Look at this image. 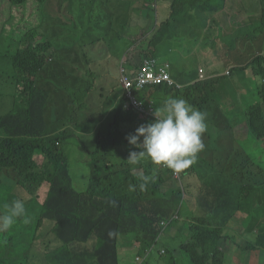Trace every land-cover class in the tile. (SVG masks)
Segmentation results:
<instances>
[{
  "label": "trees",
  "instance_id": "trees-1",
  "mask_svg": "<svg viewBox=\"0 0 264 264\" xmlns=\"http://www.w3.org/2000/svg\"><path fill=\"white\" fill-rule=\"evenodd\" d=\"M9 1L23 3L26 0ZM151 1L146 0L143 9L139 10L132 4V0H128V8L124 11L120 10L126 6L124 0L107 2L110 14H106L108 18L106 37L115 38L117 42L124 44L125 48H130L136 42H140V39L135 38L140 25L133 23V13L143 12L144 7L150 6ZM227 1L169 0L168 3L172 10L165 24L171 27L179 13L193 4L202 3L209 6L211 13H216L224 9ZM257 1L261 8V20L264 26V0ZM146 17L147 11L144 13V18L146 19ZM28 22L29 25L19 28L24 44H22L23 42L18 43L17 48L13 51L0 50V59L6 57L10 61L16 72L13 78L18 79L19 84L23 85L22 96L25 100L24 105H16L12 111L0 116V171L4 168L17 171L24 180L22 188L27 192H32V188L41 182H45L48 189L42 203L37 201V196L30 199L22 196L20 198V195L13 197V199H22L26 202V211L30 222L24 224L22 219H17L14 225V234L5 240L13 241L14 238L25 237L28 232H31L34 237L36 227L44 222L43 219H48L54 222L52 231L55 232L60 244L55 250L52 249L44 254L45 264H119L118 241L120 235H130L128 241L131 244H138L139 253H144L155 244L158 245L165 238L166 243L157 246L164 248L165 252L158 253L156 264H224L225 246L231 242L232 233L238 234V228L243 226V219L250 217V215L247 217L238 215L244 209V200L252 199V193L256 186L262 187L261 166L253 162L244 147H238L232 156V147L229 144L228 147L231 151L229 157L232 156L229 164L235 165V171L230 174L228 170H218L226 160H219L218 154L215 153L218 143L217 131L220 125L211 126L210 132L208 127L207 135L203 138L205 150L199 156L198 162L204 152L208 150L213 156L214 164L207 165L199 173L201 178L206 181L205 189L207 191V194L203 196L204 200L199 203L203 210V213L199 214L191 207L193 204L189 197H185L183 185L177 184L176 180L170 188L160 190L165 179L159 171L154 170L150 159H145L136 166L129 165L118 169L115 163L108 160L107 155H90V151L85 145L91 137L80 136V142L86 148L82 161L90 169V179L86 191H77L72 185L70 158L62 146L63 140L74 137L75 134L68 135L66 130L62 132L61 136L53 134L59 126L56 125L49 129L47 110L50 91L60 95L57 104L50 96V105L57 108L68 97L74 98V102L77 99L82 105L92 99L96 94L92 88L94 73L92 68L89 72L87 69L93 62L75 48H72L71 51L68 50L69 53L66 56L56 60L53 52L50 51L52 48L50 41H39V38L49 37L51 32L55 31L47 32L40 26L32 27L33 23H37L36 19L30 18ZM150 23L155 24L153 19H149L146 26H149ZM239 31L240 28L237 32ZM157 32L156 26L155 31L148 37L149 47L153 48L151 57H157L155 53ZM250 37L254 38L255 36ZM133 58L136 66L142 62L139 61L138 54ZM251 64H256L253 70L248 68ZM247 69L251 71L253 81L258 75L264 77V55H257L245 65H235L221 77L229 78L231 72L234 74L239 70ZM39 73L51 74L49 90L36 86L32 80ZM207 78L204 70L200 69L198 81L186 88V94L181 90H176V92L182 93L189 103L207 113L206 123L208 126V112L204 106L211 105L209 98L211 81ZM162 86L154 87L160 89ZM148 87L152 88V85ZM145 88L132 89V94H138L144 108L142 111L136 110L131 126L125 120L122 121L123 130L118 134L122 136V139L127 137L128 130L131 131L130 134H134L140 125L148 124L150 115L147 109H154L158 106L156 100L150 101L141 94ZM173 88L171 87V90ZM258 89L260 99L257 103L247 107L246 122L250 133L248 135L261 139L264 138V85H258L255 90ZM118 90L122 93L118 102H115L114 94L109 93L113 95L109 110H119L125 113L130 110L125 108L128 94L122 86L116 92ZM106 105L107 103L104 101V107ZM96 119L97 115L92 114L90 120ZM212 139L214 140L212 141ZM127 145L130 146L129 153L141 150L129 143ZM116 152L122 154L119 150ZM35 153L43 154L45 157L41 167H38L32 159ZM246 164L249 165V169L244 172L242 166ZM196 166L194 165L190 170H195ZM136 167H143V174L133 173L132 171ZM153 171L156 175L155 183H151L147 191H140L139 183L141 181L138 177L151 175ZM182 174L181 172L180 175ZM6 177L12 178L7 174ZM129 184L136 185V190L130 191ZM212 184L222 187L221 193L224 199L220 203L212 197L209 199L208 194ZM242 188L246 195L242 192ZM33 194L36 195V192ZM32 200L36 206L35 211L30 208ZM163 220L167 225L159 236L162 229L160 223ZM22 224L23 227L17 228L16 225ZM254 230L258 231L255 227L252 232H255ZM110 231H114L117 235L109 237ZM46 233L47 227H44L43 235ZM157 237H159L158 241ZM254 239L256 240L255 244L235 241V255L239 264H251V253L255 255L259 253L262 257V264H264L260 251L264 248V239L260 234Z\"/></svg>",
  "mask_w": 264,
  "mask_h": 264
},
{
  "label": "rangeland",
  "instance_id": "rangeland-1",
  "mask_svg": "<svg viewBox=\"0 0 264 264\" xmlns=\"http://www.w3.org/2000/svg\"><path fill=\"white\" fill-rule=\"evenodd\" d=\"M105 1L109 2L112 0H26L23 3L0 0V50L13 51L17 48L18 43L23 42L22 32L19 28L29 25L28 20L31 18L32 20H37V23L32 24V27L40 26L47 32L55 31L54 33L51 32L49 37L39 38V41H50L52 46L50 51L53 52L56 60L66 56L69 53L68 50L71 51L72 48L88 56L93 63L89 65L90 68L87 69V72L92 68L94 73L92 88L100 97L97 98L94 94L91 99L92 104L89 108V110L97 115L96 122L95 120L86 121L87 111L84 108H79L77 102H74V100L71 108L69 106L67 111H63L61 106L58 108L51 106L50 96L54 98L57 104L60 95L54 91H50L47 110L49 129L56 125L62 126L67 120H69V130L77 128L78 123L87 132H91L95 128V133L87 140L85 145L87 150L90 151V155L105 154L109 161L115 163L117 167H120L122 163H128L126 160L128 159L129 147L127 145L128 140L126 138L122 139V136L118 134L123 130L122 121L125 120L130 126L133 124L136 110L135 108H131L125 113L119 110H109L113 95L109 94L108 90L118 87L119 66L124 56L125 46L117 42L113 37H106V26L108 23L106 16L107 10L101 4ZM168 2L169 0H152L148 8L144 7L143 12L133 13V23L140 25V28H137L138 31L135 38L140 39V42H142L141 39L144 36L150 37L152 35L156 29V25L150 23L149 26H146V23H149V19H153L154 22L160 20ZM124 3H126V6L120 8L122 11L128 8V0H124ZM227 3H229V12L226 21L230 24L233 31L243 27L244 31H242L241 35L247 43L246 55L250 59L260 53L264 54V26L261 20L259 2L257 0H228ZM132 4L139 10H142L144 4H146V0H132ZM145 11H147L146 19L144 18ZM15 28L16 30L14 31ZM245 33L255 37L246 36ZM194 41L196 53L201 49V45L207 41L213 46L214 58L221 60L220 55L217 53V48L222 39L217 38L215 29L211 37L208 36L205 38L204 36L195 35ZM140 42H136L135 46H142ZM133 57H135L133 54L128 55L127 60L122 61V66L129 68L131 65H134L135 61ZM254 67H256V64L248 66L250 70H253ZM15 75L16 72L12 68L10 61L6 57L5 59H0V116L12 108L11 98L17 97L18 99H22L23 97L21 94L22 88L19 89L20 87H17L14 82L13 76ZM50 77V73H39L32 80L36 86L49 90ZM257 86L258 84L254 80L252 82L254 90L250 91L243 98H237L239 108L227 114L229 123L221 122L219 123L220 126L222 124L233 125L235 121L242 120L246 117V113L242 111L243 108L241 106L247 107L259 98L255 90ZM155 91L153 87H147L141 94L146 96L150 101H153L156 100L153 97ZM101 100L107 103L103 110ZM157 102L159 108L162 105V101L157 100ZM229 103L224 106V111H230L232 109ZM211 105L213 107L216 106L215 103H211ZM107 110L109 111L104 114L103 112ZM61 135L62 133L59 132L57 136ZM237 140L240 147L246 148L253 162L261 166L260 178L262 179V187L256 186L255 192L252 193V199L244 200V209L238 215H244V217L250 215V217L243 219V226L238 228L239 235L232 233L231 242L225 246L226 257L224 258V264H237L235 241L237 243L240 241L242 243L250 242L251 244H255L256 240L254 238L259 234L264 239V138L258 139L250 137L249 135L245 136V132H241L238 134ZM62 146L69 153L73 186L77 190L83 191L87 187L90 174V169L85 168V164L82 161L84 157L83 152H85L86 148L81 142L79 143L73 139L67 140ZM116 150L121 151L122 154L120 155ZM224 150L221 149L218 152L219 160H224L227 157L228 152L226 149ZM39 157H35L36 161H38ZM242 168L246 172L249 169V165L246 164ZM227 170L232 174L235 168L227 167ZM136 172H139V170H136ZM6 174L12 178L6 177ZM0 177V213L6 211L5 205L9 204L15 195H20V198L22 196L27 199L37 196V201L40 203L43 202L46 196L48 185L45 182L38 183L36 187L32 188V192H27L22 188L24 186V184L22 185V181L24 182V180L17 171L4 168L0 171ZM174 177H170V182L173 184L176 180L177 184L180 186L183 185L185 197L188 198L189 191L186 177L183 175ZM199 178L203 181L200 176ZM34 192H36V195L33 194ZM30 208L32 211L36 209L33 200L30 201ZM43 221L39 227H36L34 237L31 232H28L25 237L14 238L13 241H6V238H10L14 234V226L7 232H0V264H45L44 254L52 249L55 250L60 242L55 232L52 231L54 222L48 219H43ZM16 226L19 228V226L23 227L24 225ZM44 227H47V233L45 235H43ZM254 227L258 231L254 230L255 232H252ZM129 237L130 235L119 236L118 251H121L123 247L122 243L128 240ZM165 243L166 239L164 238L157 246ZM128 250L131 251L134 257L136 254L135 248L130 247ZM260 251L262 252L264 263V248ZM256 256V264H262L261 255L257 253ZM119 261V264H122L120 256Z\"/></svg>",
  "mask_w": 264,
  "mask_h": 264
},
{
  "label": "crops",
  "instance_id": "crops-1",
  "mask_svg": "<svg viewBox=\"0 0 264 264\" xmlns=\"http://www.w3.org/2000/svg\"><path fill=\"white\" fill-rule=\"evenodd\" d=\"M198 7V9H196L195 6L192 5L187 7L186 10L179 13L177 20L173 22V25L171 27H166L165 20L169 17L170 14V4L168 3L162 13L160 20L156 21V25L162 22V27L158 29V38L156 43L157 57L159 61L169 62L168 71L173 82L172 84L164 83V85L160 87V89L154 87L158 90L155 91L153 97H155L156 102L157 100L162 101V105L160 107L163 106V102L168 96L180 97L187 100L182 95V93L179 94L176 92V90H181L184 94H186V88L198 81L197 78L199 76V70L203 69L204 74L208 77L207 79L211 81L209 98L211 99V103L216 104L215 107H213L212 105L204 106L205 110L208 112V127H211L220 125L219 123L221 122L229 123L227 114L233 112L236 108H239V105H237V98H243L246 94H249L250 91L254 90V88L252 87V73L249 69L239 70L234 74L233 72H231V77L229 78L221 77L222 75L227 74V71H229L235 65H245L247 61H249V57L246 55L247 43L245 42L244 37L241 34L235 35L234 31L230 27V24L226 21V17L228 16L229 12V3L226 4L224 10L217 13L218 15H213L212 13H210L208 11V6H204V8H202L203 5L198 4ZM214 29L216 30L217 38L222 39L217 48V53L220 55L221 60L214 58L213 46L207 41H205L201 45V49L197 53L195 52L194 48L195 35L204 36L205 38H207L208 36L211 37V35L214 33ZM135 44L130 48H125L124 56L122 57L123 62L127 60L128 55L130 56L133 54L135 56L139 52L143 51L144 45L142 42H140V45H142L140 47L135 46ZM122 61L119 66V70L122 65ZM14 82L16 83L17 87H19L20 82L18 81V79H14ZM117 84L118 87L108 90L109 93L114 94L115 102H118L121 98V92H119V90L116 92V90L120 88L118 79ZM171 87H174L173 90H171ZM21 88L22 87L20 86L19 89ZM256 92L258 95V90H256ZM89 94L91 93L89 92ZM95 95L97 98H100L97 94ZM257 100L258 99L254 100L252 103L256 102ZM101 101V107L103 110L105 108L104 101ZM75 102H77L79 108H84L87 111V115L85 118L86 121L92 118V114L94 113L89 110L92 104L91 100L86 101L84 105L80 104L77 99ZM11 103L12 107L15 105V103L23 105L24 98L22 97V99H18L17 97H13L11 98ZM228 103L230 104L229 106L232 109L230 111H224L223 108ZM72 104L73 101L69 99L67 104L61 105L62 110L67 111L69 106L71 108ZM125 104H127L126 109L129 110V103L125 102ZM241 107L243 108L242 111L245 112V109L247 107H244L243 105ZM108 111L109 110L104 111L103 113L105 114ZM68 121L69 120H67V122L65 123L66 126H62V130H64V128L68 129ZM151 122H153V120L149 118L148 123ZM77 126V128H73L72 130L68 129V133L77 132L78 138L80 136L83 138H89L91 137V132H95V128L91 132H87L83 130V126L80 123H78ZM130 132L131 131L129 130L127 131V136L130 134ZM241 132H245V136L250 134L247 129L246 117L242 120L235 121L233 125L222 124L220 126L219 130L217 131L218 143L217 147L215 148V153L218 154L221 149H226L228 153L227 157L225 158L226 160L224 161L225 163L223 164V166H220L218 170H227V167L234 168L235 165L232 166L231 164H229V161L235 154L236 149L240 147L238 145L237 139L238 134ZM206 135L207 132L203 135V138ZM73 140L78 141L74 137ZM229 144L232 147L231 157H229V155L231 154V151L228 147ZM202 153L203 152H201L199 156ZM150 162L152 163L151 160ZM196 163L194 164L195 166ZM210 164H214L213 156L208 150H206L196 166L198 169L196 168L195 170H190L194 166L193 165L189 168V170H185L182 172V175L186 177L189 199L193 204L191 205V207L199 214L203 213V210L200 208L199 203L204 200L203 196L207 194V191L205 189L206 181L204 179L203 181H201V179L199 178V173L203 170V168L207 167V165ZM128 165V163H124V167H127ZM85 168L89 169L86 166ZM136 170H139L140 173L144 172L143 167H138L132 172L134 173L136 172ZM154 170L159 171L157 167L154 168ZM162 173L166 179V182H164L163 184V190H166L169 188V182L167 181L168 173L165 170H163ZM221 192L222 187L217 184H212L210 186V193L208 194L209 199L212 197L216 202H222L224 197ZM242 192L244 193V195H246V192L243 188ZM253 192H255V189ZM130 247H134L136 250V254L134 257L132 256L131 251L128 250V248ZM138 248L139 246L137 243L131 244L128 240L124 241L123 247L121 251H119L121 263L134 264L135 257L138 254H143L138 252ZM163 249L164 248L157 247L156 244L154 246L153 252L144 260L142 264H156L158 253L160 252L161 254H163L165 252V249L163 253L161 252ZM256 261L257 256L254 253H251V264H256ZM237 264H239L238 258Z\"/></svg>",
  "mask_w": 264,
  "mask_h": 264
},
{
  "label": "clouds",
  "instance_id": "clouds-1",
  "mask_svg": "<svg viewBox=\"0 0 264 264\" xmlns=\"http://www.w3.org/2000/svg\"><path fill=\"white\" fill-rule=\"evenodd\" d=\"M104 3H106L107 5H105ZM101 4H103V7L107 10L106 14L107 13L110 14L109 4L106 1L102 2ZM198 4H202V3H196L193 4L192 6H198ZM202 5H203L202 8H204V6H207L204 4ZM195 8L198 9L199 7H195ZM171 10L172 9H170V14H171ZM208 11L211 13L210 8L208 9ZM218 12L212 14L215 15ZM168 19L169 17L165 20V23ZM175 20H177V17ZM156 26L157 29L161 28L162 22ZM166 27L169 26L166 25ZM237 30L238 29L234 31L235 35H240L242 31H244L243 27L240 28L239 32H237ZM245 35L248 36L246 33ZM157 38H158V32H157ZM142 43L144 45L143 51L138 53L139 61H142L140 64L144 65L146 62H150V61H155L156 65L169 64L168 61H159L158 57H151L153 48L149 47L148 37L144 36V38H142ZM156 50H157V46H156ZM146 54H148V56H145ZM258 55H264V54L260 53ZM254 57L250 58L249 61L247 62L249 63ZM139 65L137 66L132 65L129 68L121 65V67H124L126 69H131V68H136ZM119 76H120V71H119ZM118 81H119V77H118ZM256 83L258 85H264V77L258 75L256 77ZM20 86H22L21 93H23V85L19 84V87ZM258 96H259V89H258ZM136 97L139 99L138 94L136 95ZM69 99L73 101L74 98L68 97L67 100L61 102V105L67 104ZM259 99L260 96L256 102L250 103L248 106L257 103ZM125 102L129 103V99L127 98ZM24 104H25V100H24ZM16 105H20V104L15 103V105L8 112L12 111V109ZM126 107L127 104H125V108ZM143 108H144V104L142 109L137 111H142ZM129 109H131V107ZM246 109H245V113H246ZM147 110L150 115V119H152L153 122L148 123L146 125H140L135 130L134 134H130L129 136L126 137L130 145L138 149H141L140 151H131L126 161L128 162L129 165L136 166L145 159H150L153 163V168L157 167L162 175H163L162 173L163 170L167 171L168 173L167 181L169 182V188H170V186L172 185V183L170 182V177L171 176L178 177L181 172L187 170L189 167L194 165L199 158V154L205 150L203 135L208 130V126L206 123L207 113L205 111L198 109L196 106L192 105L187 100L174 96H168L167 98H165L162 107L159 108L155 107L154 109H147ZM94 116L96 115L94 114ZM87 121H90V119H88ZM62 126H66V125L63 124ZM62 126H59L58 129H56V131L53 134L58 135L59 132L62 133L64 130H66L68 133L67 128H64V130H62ZM72 133L75 134L74 138H76L80 143V139L77 136V132H72ZM93 133L95 132H91V137ZM69 134L70 133H68V135ZM141 138H143L142 141ZM71 139H73V137L63 140L62 144L67 140H71ZM65 151L67 155H69L68 150L66 148ZM36 156H40L38 158V161H36L35 159ZM32 159L36 162L38 167H41L45 161L44 155L40 153H35ZM122 168H125L124 163L120 167H118V169H122ZM137 168L138 167L134 168L133 170ZM134 173L143 174L140 172H134ZM89 179L90 177H88L87 187L85 190L79 191L74 186L73 187L79 192H84L88 188ZM138 179L139 181H141L139 183V190L147 191L148 186L151 183H155L156 181L155 171H153L151 175H141L138 177ZM164 182H166V179ZM164 182H162L160 186L161 191H163L164 189L163 187ZM72 185H73V177H72ZM129 190L135 191L136 185L129 184ZM5 208L6 211L0 213V232H7L8 230H10L17 222V219H22V222L24 224H28L30 222V217L26 212V206L24 200L13 199L9 204L5 205ZM108 234L109 237L117 235V233H115L114 231H110ZM146 251L142 255L136 256V257L140 256L144 258L142 263L148 257V256L145 257ZM136 257L134 264H137Z\"/></svg>",
  "mask_w": 264,
  "mask_h": 264
},
{
  "label": "built area",
  "instance_id": "built-area-1",
  "mask_svg": "<svg viewBox=\"0 0 264 264\" xmlns=\"http://www.w3.org/2000/svg\"><path fill=\"white\" fill-rule=\"evenodd\" d=\"M172 79L170 73L168 71V64L163 65H156L155 61L146 62L144 65L140 64L136 68L126 69L121 67L120 69V76H119V83L126 93L128 94L129 105L131 108H135L136 110H141L143 107L142 102L136 97V94H132V89H143L148 85L158 86L164 85V83L172 84ZM165 220L161 221L160 228L162 227L161 231L159 232V236L162 230L167 225ZM157 237V241H158ZM154 246H151L145 254L149 256L154 249ZM164 252V249L161 251ZM143 257H136V263L141 264L143 261Z\"/></svg>",
  "mask_w": 264,
  "mask_h": 264
}]
</instances>
